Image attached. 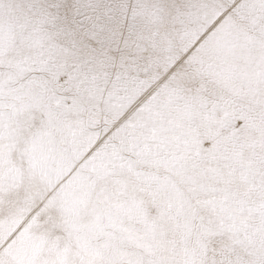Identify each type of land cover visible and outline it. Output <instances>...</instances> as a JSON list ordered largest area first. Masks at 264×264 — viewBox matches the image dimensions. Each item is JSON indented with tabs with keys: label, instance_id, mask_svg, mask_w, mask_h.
Returning a JSON list of instances; mask_svg holds the SVG:
<instances>
[{
	"label": "snow or ice",
	"instance_id": "6c2138e0",
	"mask_svg": "<svg viewBox=\"0 0 264 264\" xmlns=\"http://www.w3.org/2000/svg\"><path fill=\"white\" fill-rule=\"evenodd\" d=\"M0 264H264V0H0Z\"/></svg>",
	"mask_w": 264,
	"mask_h": 264
}]
</instances>
